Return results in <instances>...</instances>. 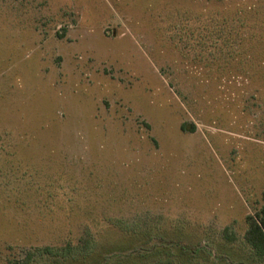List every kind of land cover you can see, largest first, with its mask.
Returning a JSON list of instances; mask_svg holds the SVG:
<instances>
[{
    "label": "rangeland",
    "instance_id": "374dc122",
    "mask_svg": "<svg viewBox=\"0 0 264 264\" xmlns=\"http://www.w3.org/2000/svg\"><path fill=\"white\" fill-rule=\"evenodd\" d=\"M263 193L264 0H0L1 264H264Z\"/></svg>",
    "mask_w": 264,
    "mask_h": 264
},
{
    "label": "trees",
    "instance_id": "16d2710c",
    "mask_svg": "<svg viewBox=\"0 0 264 264\" xmlns=\"http://www.w3.org/2000/svg\"><path fill=\"white\" fill-rule=\"evenodd\" d=\"M182 129H184V124L182 125ZM262 200L264 201V193L262 194ZM246 221L248 223V228L245 232V239L254 249L256 255L259 258L264 259V205L257 212H255L253 216L251 214H248L246 217ZM160 264L171 263L162 262Z\"/></svg>",
    "mask_w": 264,
    "mask_h": 264
}]
</instances>
